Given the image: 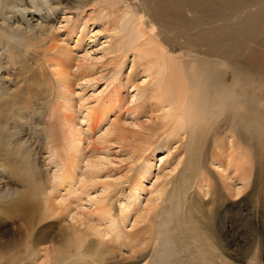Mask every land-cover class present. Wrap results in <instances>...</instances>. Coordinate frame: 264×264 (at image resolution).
Instances as JSON below:
<instances>
[{"label": "rangeland", "instance_id": "374dc122", "mask_svg": "<svg viewBox=\"0 0 264 264\" xmlns=\"http://www.w3.org/2000/svg\"><path fill=\"white\" fill-rule=\"evenodd\" d=\"M47 1L40 4L39 11L31 6V0H14V7L8 13L10 26L24 28L30 23L36 35L24 41L32 46H22L23 68L13 76H7L4 70L2 73L5 87H11L14 93L22 92L24 95L18 94L21 99H31L28 110L16 125H19L18 139L28 142V161L32 167L22 170L23 164L10 155L0 159V164H7L1 182L8 186L5 199L0 201V253L18 249L23 253V246L33 242L35 250L39 251L36 262L44 261L45 250L65 244L73 226L85 227L74 217L79 210L77 204L82 202L85 210L92 209L85 194L97 196L106 179L115 178L119 182L111 198L114 213L120 216L121 193L128 191L143 166L151 161V170L146 172L143 181L144 190L137 193L140 195L138 212L133 210L123 226V235L127 238L108 240L106 237L104 242L91 239L87 259L76 264H264L262 130L238 133L244 136L242 139L221 119L202 142L200 153L196 155L199 156L198 167L190 165L193 158L188 161L187 146L180 142L187 138L168 137L158 128V113L149 96L143 94L144 68L136 62L133 53L124 59L115 50L117 38L111 31L113 20L108 24L107 18L91 17L92 9L78 7L77 0ZM23 5L28 7L24 15L29 22L16 12ZM233 6L237 10L241 2ZM255 8L249 7L246 12H255ZM2 20L1 17L0 24ZM248 45L264 57V34ZM245 46L242 45L244 51L238 57L243 84L248 81L245 74L249 72ZM176 53L182 54L183 50L177 49ZM56 63L64 70H58ZM58 72L66 75L62 77ZM230 73L227 80L233 82ZM65 80L72 92L71 111L63 104ZM39 84L42 85L41 95H37ZM261 87L255 91L256 96H260ZM114 90L120 93L116 102L107 110V115L101 114L104 110L101 99ZM86 106L100 114L97 122L89 123ZM66 115L72 116L83 141L80 166L75 174L78 180L75 186L79 192H85L80 195L83 201H78L74 193L65 196L64 188L52 192L54 168L48 160V148L39 136L40 128L52 122L57 126L61 141L69 130L64 121ZM262 124L264 128V120ZM110 130L112 133L107 135ZM62 152L68 159L74 154V151ZM2 153L3 150L0 155ZM99 158L102 164L92 175L86 163ZM185 167L195 170L183 177ZM26 173H32V177ZM241 177H245V181ZM84 178L89 181L85 190L79 184ZM161 186L166 188V194L156 199L155 189ZM15 190L18 194L8 195ZM31 191L35 198L16 202L20 194ZM61 195L66 198L63 204L57 202ZM56 197L59 199L55 201ZM165 197L171 198L166 201ZM47 198L52 206L49 211L45 210ZM151 202L157 207L147 215L144 211ZM44 212L49 217L42 218ZM158 222L161 223L159 239L154 237Z\"/></svg>", "mask_w": 264, "mask_h": 264}, {"label": "bare ground", "instance_id": "6f19581e", "mask_svg": "<svg viewBox=\"0 0 264 264\" xmlns=\"http://www.w3.org/2000/svg\"><path fill=\"white\" fill-rule=\"evenodd\" d=\"M31 1L33 3L31 6L39 11L40 4L48 2L47 0ZM77 1L78 7L83 10L88 7L92 9L91 17L107 18L108 24L113 20L111 31L117 38L115 50L120 52L124 59L129 53H133L136 62L144 68L146 81L143 83L145 86L143 94L149 96L155 112L158 113L156 116L159 121L158 128L168 137L187 138L185 142L182 139L180 142L184 144V147L187 146L188 161L190 162L193 158L190 165L198 167L200 162L198 163L199 156L196 155L198 151L200 153L202 142L221 119L226 120L228 129L237 136L238 133L250 129L255 133L262 130L264 134L262 124L264 120V57L248 45L249 42L255 43L264 34V0H253L252 3H248V0H93L90 4L86 3L89 0ZM239 2L241 6L236 10L233 5ZM252 6H256L255 12L251 10L246 12L247 8ZM13 7L14 0H0V18L3 19L0 24V151L3 150L0 159L4 158L2 156L10 155L13 160L16 159L23 164L21 166L23 170L32 165L28 161V142L27 140L21 142L18 139L19 125H16V122L28 110L31 99H21L20 95H24L21 94L22 92L14 93V89L5 87V82L2 80L5 76L2 73L4 70L7 76H13L16 71L23 68L22 46L24 44L26 47L32 46L31 43L24 41L26 37H36V35L30 23L24 28H14L13 25H9L11 17L8 13ZM27 11L28 7L23 5L22 8H17L16 12L29 22V19L26 20L27 15H24ZM237 17L240 18L237 19ZM110 44L114 43L110 42ZM244 44L247 48L245 61H247L249 72L245 74L248 81H244L243 84L244 78L239 72L241 64L238 57L244 51L242 47ZM177 49L183 50V53L177 54ZM259 63L260 66L257 65ZM55 67H58L60 71L64 70L58 63ZM229 71L233 82L227 80ZM58 73L62 77L66 75L65 72ZM65 82L63 104L68 111H71L73 105H71L70 94L72 92ZM259 87H261L258 91L260 96H256L255 91ZM36 88L39 90L37 95H41L42 85L39 84ZM105 90L107 88L101 92ZM119 94L117 90H114L103 100L100 95L97 96V101L101 99L104 108L101 114H108L107 110L112 107ZM84 108L89 123L99 120L100 114L95 108L87 106ZM64 121L69 126V130L61 140L63 145L56 124L50 122L39 131V136L48 148V160L54 168L52 178L55 181H52L51 189L55 193L64 188L65 196L70 197L74 193L78 201H83V196L80 195L85 192H79L75 186L78 183L75 174L82 156L80 151L82 138L79 129L73 123L72 116L66 115ZM112 131L106 134L109 135ZM239 136L242 139L244 137ZM231 143L234 142L231 141ZM62 150H65L67 154L69 151H74V154L70 155L71 160L66 158V155L63 157ZM151 163L149 161L144 165L128 191L121 193L120 216L117 217L114 213L111 198L119 182L115 178L114 180L106 179L101 183L102 190L97 196L85 194L93 206L92 209L85 210L82 202L77 204L79 210L74 217L77 216L76 220L85 227L72 225L73 228L71 227L72 229L68 231L67 242L60 247L46 249L44 261L36 262L39 251L35 250V243L32 242L23 246V253L19 249L12 252L8 250L10 253L7 254L1 252L0 264H76L87 259V245L91 239L98 238L100 242H104L107 240L106 237L109 238L108 240L125 238L123 226L133 210L138 212L140 195L137 193L144 190L143 181L146 172L151 170ZM101 164L99 158L95 162L88 161L86 167L93 171V175L94 170L97 171ZM6 167V163L0 164V201L5 199L4 193L8 188L7 183L1 182ZM194 170V168L185 167V173L182 172L183 177L184 174L188 176V171ZM26 174L32 177V173ZM87 180L85 178L79 180L81 189L85 190L88 187ZM241 180L245 181V177H241ZM165 189L164 186L155 189L156 199L166 194ZM16 194H18L17 190L9 192L8 195ZM33 195L32 191L20 194L16 202L33 198ZM61 196L57 201L59 204L66 201L65 196ZM57 198L59 199L56 197L55 201L58 200ZM170 198L165 197L164 200L167 201ZM46 206L47 211L52 208L49 198L46 199ZM156 207L157 204L151 202L144 212L148 215ZM162 212L161 210L157 213L158 217ZM46 217L49 215L44 212L42 218ZM140 217L141 214L138 220ZM138 220L136 219V222ZM160 226L161 223L158 222L154 229V237L158 239L161 232L158 230Z\"/></svg>", "mask_w": 264, "mask_h": 264}]
</instances>
